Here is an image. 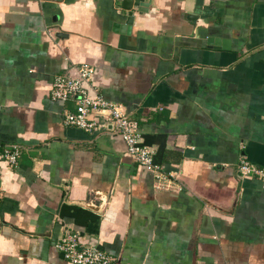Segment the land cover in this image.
Returning <instances> with one entry per match:
<instances>
[{
    "label": "crops",
    "instance_id": "crops-1",
    "mask_svg": "<svg viewBox=\"0 0 264 264\" xmlns=\"http://www.w3.org/2000/svg\"><path fill=\"white\" fill-rule=\"evenodd\" d=\"M123 1L0 0V264H68L66 227L117 264H264V188L238 172L264 171V0H153L129 24ZM80 65L160 172L64 125L50 91Z\"/></svg>",
    "mask_w": 264,
    "mask_h": 264
},
{
    "label": "built area",
    "instance_id": "built-area-1",
    "mask_svg": "<svg viewBox=\"0 0 264 264\" xmlns=\"http://www.w3.org/2000/svg\"><path fill=\"white\" fill-rule=\"evenodd\" d=\"M72 76L57 75L50 91L53 101L73 102L74 110H65L63 123L68 127L80 129L88 134L112 128L126 146L129 157L148 171L160 172L154 161L153 151L143 144L138 123L129 118L122 105L109 102L100 95L90 97L84 85L90 86L94 69L88 65L72 67ZM101 117V119H100ZM20 156L18 146H8L3 150V159L13 168ZM239 177H257L264 188V171L255 165L242 161L238 166ZM57 250L68 264H117V259L96 247H81L77 235L71 227H66L60 238Z\"/></svg>",
    "mask_w": 264,
    "mask_h": 264
},
{
    "label": "water",
    "instance_id": "water-1",
    "mask_svg": "<svg viewBox=\"0 0 264 264\" xmlns=\"http://www.w3.org/2000/svg\"><path fill=\"white\" fill-rule=\"evenodd\" d=\"M152 2L153 0H149L147 3L146 0H124L122 9L127 12L126 23H131L136 13L145 12L148 5Z\"/></svg>",
    "mask_w": 264,
    "mask_h": 264
}]
</instances>
